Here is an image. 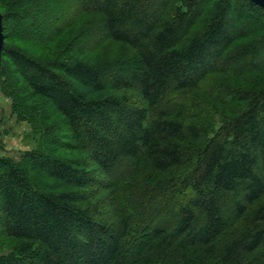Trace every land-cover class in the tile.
Instances as JSON below:
<instances>
[{
    "label": "trees",
    "instance_id": "1",
    "mask_svg": "<svg viewBox=\"0 0 264 264\" xmlns=\"http://www.w3.org/2000/svg\"><path fill=\"white\" fill-rule=\"evenodd\" d=\"M0 12L5 41L58 47L95 22L53 60L4 42L0 85L44 150L0 158V238L19 242L0 264H264V88L232 84L264 77L263 8L0 0ZM30 18L39 31L18 32ZM107 42L130 54L103 59Z\"/></svg>",
    "mask_w": 264,
    "mask_h": 264
},
{
    "label": "rangeland",
    "instance_id": "2",
    "mask_svg": "<svg viewBox=\"0 0 264 264\" xmlns=\"http://www.w3.org/2000/svg\"><path fill=\"white\" fill-rule=\"evenodd\" d=\"M69 4H67L68 6ZM67 8V7H65ZM69 11V10H68ZM71 11V10H70ZM33 17V15H32ZM34 19V17H33ZM32 18L27 19L20 26L17 21H13L16 23L17 31L22 32L24 30V26L30 32H38L40 27V21L44 24V21L41 19L39 22H34ZM86 20V21H85ZM85 21V23H84ZM93 17L84 18L82 21L78 23L76 27L73 28L67 34H64L58 43L61 44L58 47L55 44L51 45H43V44H35L34 42L25 41L20 39L19 41L9 39L4 40L6 45H17L22 49L26 50L30 55L38 59H42L43 61L53 60L54 52H58L61 55L64 54V49L67 47H72V52L75 53L77 51V47L82 43H87L88 38L91 37L93 25H94ZM44 26V25H43ZM41 28V27H40ZM4 34V33H3ZM102 58L105 60H114L117 61L121 58H125L130 54L127 51V48L121 44H112L107 42L102 48ZM66 56V55H65ZM64 58H70V54ZM1 70V69H0ZM11 70V69H10ZM13 71V70H11ZM12 74V72H11ZM14 78V77H13ZM5 81V80H4ZM232 84L235 87H261L264 88V77L260 78H252L251 85L247 86L245 82L233 81ZM34 102H37L35 100ZM219 103V102H218ZM216 104V109L219 111L223 110V106L221 104ZM213 127L215 129L220 127V115L213 114ZM37 134L35 131H32L30 126L26 121H18L17 116L13 114L12 111V101L7 96L3 87L0 85V158H7L13 161L14 163H22L25 161L26 156L29 152L37 151L43 152L44 148L40 147L41 139L36 137ZM18 241L11 238H0V254H8L12 252L17 245Z\"/></svg>",
    "mask_w": 264,
    "mask_h": 264
},
{
    "label": "water",
    "instance_id": "3",
    "mask_svg": "<svg viewBox=\"0 0 264 264\" xmlns=\"http://www.w3.org/2000/svg\"><path fill=\"white\" fill-rule=\"evenodd\" d=\"M250 1L264 9V0H250ZM3 47H4L3 16L0 12V69H1Z\"/></svg>",
    "mask_w": 264,
    "mask_h": 264
}]
</instances>
